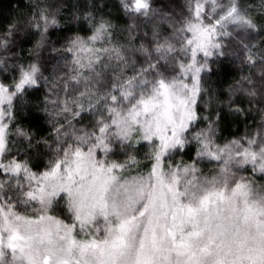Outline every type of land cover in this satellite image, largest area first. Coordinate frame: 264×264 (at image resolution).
I'll use <instances>...</instances> for the list:
<instances>
[{"label": "snow or ice", "instance_id": "1", "mask_svg": "<svg viewBox=\"0 0 264 264\" xmlns=\"http://www.w3.org/2000/svg\"><path fill=\"white\" fill-rule=\"evenodd\" d=\"M122 3L149 14L147 0ZM41 21L43 37L57 21L41 12L31 26L41 29ZM110 29L102 21L65 47L73 56L70 81L82 90L70 95L68 81L51 83L50 92L59 87L64 98L46 97L55 106L50 115L65 123L54 125L53 145L44 142L53 155L43 170L11 155L9 139L14 101L39 87L40 68L21 67L12 84L0 82V264H264V184L251 178L264 179V121L251 136L218 143L220 116L198 114L208 59L226 54L233 32L259 31L257 23L239 0H190L175 36L142 45V62L131 63L105 46ZM239 43L249 64L264 66V55L254 59L253 46ZM7 46L0 38V48ZM247 95L257 96L254 85ZM92 112L99 117L92 130L72 123ZM14 134L33 147L28 132ZM142 142L150 149L147 174H132L140 164L133 155L112 159ZM192 144L191 162L174 163ZM205 160L217 162V171L206 175L198 167Z\"/></svg>", "mask_w": 264, "mask_h": 264}, {"label": "trees", "instance_id": "2", "mask_svg": "<svg viewBox=\"0 0 264 264\" xmlns=\"http://www.w3.org/2000/svg\"><path fill=\"white\" fill-rule=\"evenodd\" d=\"M150 5L147 16L126 11L122 0H0V38H7V48H0V82L10 85L14 78H18L20 68H27L36 64L40 68L38 76L39 87L33 88L22 98L14 101V123L10 125L13 133L9 137L13 142L11 155L16 159H27L35 166L34 171L43 170L48 159L53 155L51 149L45 146L53 145L56 137L55 126L65 123L63 115L53 117L50 113L55 107L46 102V97L51 98L59 94L58 99H63V93L57 87L50 92L53 81L62 85L68 81L70 95H79L81 86L70 81L74 75L72 53L66 52L69 40L76 37L91 36L94 26L100 22L111 25V45L124 51L131 61L143 60L137 51L141 46L148 47L151 40H162L175 36L176 29L181 21L188 15L190 0H147ZM240 4L249 11L257 23V32H233V37L227 38V45L223 56H212L208 59L211 71L204 72L202 85L207 93H202V101L198 104V114L209 115L215 119V114L220 116L216 127V141L226 143L231 140H240L242 137L251 136L259 130L264 121V99L261 98V73L264 66L259 62L251 65L247 62L244 49L239 41L253 46L254 59L264 55V0H239ZM43 12L49 20L55 19L56 25H50L47 33L42 37L41 29L31 26L35 18L39 20V13ZM231 30V29H230ZM11 31V35L9 32ZM99 46V45H97ZM151 50V49H150ZM201 60L202 57H199ZM115 63V61H113ZM139 66V65H138ZM131 75V68L126 71ZM250 77L257 89V96L250 98L247 90L253 85L248 84L245 78ZM87 106V101H83ZM204 102H207L206 104ZM45 107L48 111H45ZM239 108L243 114L234 111ZM99 117L94 113H82L81 118L73 120L77 128L92 130L94 122ZM198 128L206 129V121H198ZM32 136L33 147L24 148L28 141L15 135L16 128ZM138 150L130 153L118 151L112 159L124 162L128 154L136 157L140 164L132 169V174L142 171L147 174L151 161L146 159L149 147L145 143L137 146ZM17 149L20 155L16 156ZM27 151V155H25ZM196 145L187 147L174 163L191 162L195 157ZM198 167L206 174L217 171V162L202 161ZM251 177V173H245ZM259 184H264V179L259 176L251 177Z\"/></svg>", "mask_w": 264, "mask_h": 264}, {"label": "rangeland", "instance_id": "3", "mask_svg": "<svg viewBox=\"0 0 264 264\" xmlns=\"http://www.w3.org/2000/svg\"><path fill=\"white\" fill-rule=\"evenodd\" d=\"M199 57H202V54H200V55L197 56V60H200Z\"/></svg>", "mask_w": 264, "mask_h": 264}]
</instances>
